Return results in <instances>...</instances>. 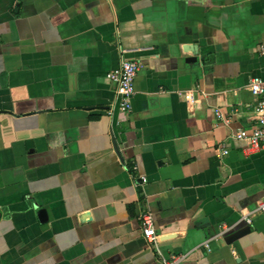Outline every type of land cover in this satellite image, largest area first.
<instances>
[{
    "label": "crops",
    "instance_id": "obj_1",
    "mask_svg": "<svg viewBox=\"0 0 264 264\" xmlns=\"http://www.w3.org/2000/svg\"><path fill=\"white\" fill-rule=\"evenodd\" d=\"M253 75L264 0H0V264H264Z\"/></svg>",
    "mask_w": 264,
    "mask_h": 264
},
{
    "label": "built area",
    "instance_id": "obj_2",
    "mask_svg": "<svg viewBox=\"0 0 264 264\" xmlns=\"http://www.w3.org/2000/svg\"><path fill=\"white\" fill-rule=\"evenodd\" d=\"M140 63L134 60H122L120 64L107 74L108 80L115 86L117 108L121 112H128L131 108V98L134 92V78L140 68ZM248 90L254 97L252 113L254 123L248 129L240 128L233 133L238 140H245L251 150H264V80L260 76H250L248 80ZM221 154H227V150H221ZM264 215V200L260 202L254 210ZM246 222L250 221L248 215H244ZM142 233L148 242L157 239L154 231L153 218L149 212L142 213L141 218ZM164 264H170L164 262Z\"/></svg>",
    "mask_w": 264,
    "mask_h": 264
}]
</instances>
